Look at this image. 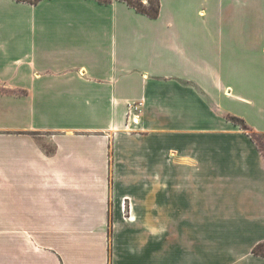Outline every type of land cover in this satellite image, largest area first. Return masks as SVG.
I'll return each mask as SVG.
<instances>
[{
  "label": "crops",
  "instance_id": "crops-1",
  "mask_svg": "<svg viewBox=\"0 0 264 264\" xmlns=\"http://www.w3.org/2000/svg\"><path fill=\"white\" fill-rule=\"evenodd\" d=\"M254 133L264 0H0V264H264Z\"/></svg>",
  "mask_w": 264,
  "mask_h": 264
},
{
  "label": "trees",
  "instance_id": "trees-1",
  "mask_svg": "<svg viewBox=\"0 0 264 264\" xmlns=\"http://www.w3.org/2000/svg\"><path fill=\"white\" fill-rule=\"evenodd\" d=\"M18 1H25L34 4L37 3L39 0H18ZM101 1H110V0H101ZM122 1L126 2L129 6L133 7L136 11L146 14L151 18L157 17L158 15L159 0H122ZM229 119L235 123H238L241 126V128L247 129V125L241 118L230 116ZM252 252L256 255L264 257V241L257 243L253 247Z\"/></svg>",
  "mask_w": 264,
  "mask_h": 264
},
{
  "label": "built area",
  "instance_id": "built-area-1",
  "mask_svg": "<svg viewBox=\"0 0 264 264\" xmlns=\"http://www.w3.org/2000/svg\"><path fill=\"white\" fill-rule=\"evenodd\" d=\"M128 110V117L131 118V120L134 116L138 118L137 111L139 110V104L128 103Z\"/></svg>",
  "mask_w": 264,
  "mask_h": 264
},
{
  "label": "rangeland",
  "instance_id": "rangeland-1",
  "mask_svg": "<svg viewBox=\"0 0 264 264\" xmlns=\"http://www.w3.org/2000/svg\"><path fill=\"white\" fill-rule=\"evenodd\" d=\"M255 142L259 145L264 153V134H252Z\"/></svg>",
  "mask_w": 264,
  "mask_h": 264
},
{
  "label": "bare ground",
  "instance_id": "bare-ground-1",
  "mask_svg": "<svg viewBox=\"0 0 264 264\" xmlns=\"http://www.w3.org/2000/svg\"><path fill=\"white\" fill-rule=\"evenodd\" d=\"M137 120V118L134 116V117H132V121H136Z\"/></svg>",
  "mask_w": 264,
  "mask_h": 264
}]
</instances>
